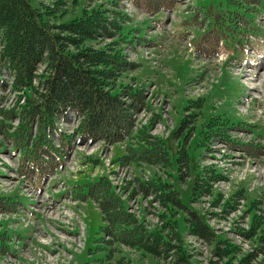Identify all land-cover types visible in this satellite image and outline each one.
Listing matches in <instances>:
<instances>
[{"label":"rangeland","instance_id":"374dc122","mask_svg":"<svg viewBox=\"0 0 264 264\" xmlns=\"http://www.w3.org/2000/svg\"><path fill=\"white\" fill-rule=\"evenodd\" d=\"M72 1L61 4L59 20L110 1L126 15L124 53L138 67L122 81L145 94L134 129L146 126L172 164L139 161L127 140L78 142L75 117L59 123L73 135L71 146L42 174L0 137V264H264V0H181L157 14L133 0ZM3 79L1 106L22 104L9 76ZM214 121L224 125L214 130ZM17 124L12 120L11 130ZM208 124L212 138L201 142ZM256 146L260 155L245 152ZM179 156L190 163H175ZM213 171L221 180L202 174ZM100 179L143 230L162 235L159 252L105 235L97 203L86 195ZM157 185L178 203L159 202ZM190 213L208 228L204 237L188 228Z\"/></svg>","mask_w":264,"mask_h":264},{"label":"trees","instance_id":"16d2710c","mask_svg":"<svg viewBox=\"0 0 264 264\" xmlns=\"http://www.w3.org/2000/svg\"><path fill=\"white\" fill-rule=\"evenodd\" d=\"M64 1L55 0L48 6L38 0H0V90L7 87L3 78L8 75L10 91L24 98L22 104L18 102L5 109L0 97V137L7 138L18 150L22 162L42 174L45 164L55 159L60 161L64 149L71 146L73 135L68 136L59 123H68L70 117H75L78 142L104 141L114 145L127 140L137 146L135 157L139 161L170 167L168 153H163L148 135L147 127L134 129L133 114L144 107L145 94L122 81L126 73L138 67L124 53L129 43L124 32L126 15L110 1V7L97 4L89 9L81 8L63 21L59 20L58 9L62 3L66 4ZM180 1L133 0V3L142 4L147 13L157 14L172 10ZM104 40L109 43L98 46ZM14 119L18 124L11 130ZM213 124L214 130L224 125L215 121ZM206 128L201 142L212 138L209 137L213 131L211 124ZM259 148L246 147L245 152L258 156L263 152ZM189 161L183 156L175 158L177 164H189ZM51 167L55 164L51 163ZM207 173L202 174L210 176L211 181L221 180L216 171ZM201 176L193 175L194 189ZM95 184L93 188L89 186L86 195L97 203L107 225L105 235L111 236L114 243L131 246L143 243L141 247L145 245L149 251L159 252L162 235L143 230L137 219L124 209L108 181L100 179ZM166 190L157 185L152 192L164 205L177 204L174 193ZM187 225L200 238L204 237L202 233H207L204 228L208 230L201 218L192 213Z\"/></svg>","mask_w":264,"mask_h":264},{"label":"bare ground","instance_id":"6f19581e","mask_svg":"<svg viewBox=\"0 0 264 264\" xmlns=\"http://www.w3.org/2000/svg\"><path fill=\"white\" fill-rule=\"evenodd\" d=\"M248 71H249V73H247V74H248V76H249V75H251L250 73H253L251 70H247V72H248ZM261 73H262V72H260V75H259V77H258V75H256V78H255V79H256V81H257V79H259V78H260V80L262 79V75H261ZM249 78H250V79H249V81H252V79H253V76H249ZM260 80H258V81H260ZM260 84H261V83H260ZM258 85H259V83H258ZM251 86H252V85H251ZM256 86H257V84H256ZM252 87H254V86H252Z\"/></svg>","mask_w":264,"mask_h":264}]
</instances>
